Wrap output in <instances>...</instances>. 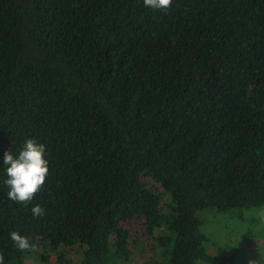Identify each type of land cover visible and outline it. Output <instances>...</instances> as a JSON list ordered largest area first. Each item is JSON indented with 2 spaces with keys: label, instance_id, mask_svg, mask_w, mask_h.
Returning <instances> with one entry per match:
<instances>
[{
  "label": "trees",
  "instance_id": "1",
  "mask_svg": "<svg viewBox=\"0 0 264 264\" xmlns=\"http://www.w3.org/2000/svg\"><path fill=\"white\" fill-rule=\"evenodd\" d=\"M26 137L49 175L17 204L0 169V264L125 262L133 218L161 264H215L198 213L264 207V0H0V157Z\"/></svg>",
  "mask_w": 264,
  "mask_h": 264
},
{
  "label": "rangeland",
  "instance_id": "2",
  "mask_svg": "<svg viewBox=\"0 0 264 264\" xmlns=\"http://www.w3.org/2000/svg\"><path fill=\"white\" fill-rule=\"evenodd\" d=\"M147 186L159 196L163 223L169 220L167 204L170 196L163 186L149 179ZM202 230L208 240L205 250L216 259L215 264H264V207L250 210H232L227 213L203 210L198 213ZM122 226L131 234L130 258L119 264H161L157 254V233L145 235L144 220L133 218ZM76 248L60 247L57 252L48 245L39 244L24 264H75Z\"/></svg>",
  "mask_w": 264,
  "mask_h": 264
},
{
  "label": "clouds",
  "instance_id": "3",
  "mask_svg": "<svg viewBox=\"0 0 264 264\" xmlns=\"http://www.w3.org/2000/svg\"><path fill=\"white\" fill-rule=\"evenodd\" d=\"M145 3L151 8L163 9L168 7L170 0H145ZM0 169H3V183L8 189L7 199L17 204H27L44 186L49 175L47 147L35 137H26L17 152L3 153ZM31 213L37 217L43 213V209L38 204L33 205ZM10 238L20 249L29 246L27 239L17 232L10 233Z\"/></svg>",
  "mask_w": 264,
  "mask_h": 264
}]
</instances>
